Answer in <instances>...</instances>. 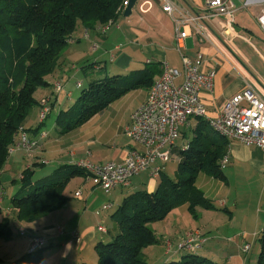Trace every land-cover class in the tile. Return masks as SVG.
<instances>
[{
  "label": "crops",
  "instance_id": "obj_1",
  "mask_svg": "<svg viewBox=\"0 0 264 264\" xmlns=\"http://www.w3.org/2000/svg\"><path fill=\"white\" fill-rule=\"evenodd\" d=\"M208 1L138 0L131 15L124 17L122 12L104 35L99 34L97 30L77 27L54 72L46 77L48 87L39 89L35 95L37 104L31 108L23 125L29 137L38 138L39 133L34 132L37 128H40L39 132L47 131L44 124L50 113L59 114L76 102H73V88L83 89L85 85L108 76L127 75L144 69L148 64H166L182 72V56L192 62L200 58L201 72H215L212 91L200 93L208 119L219 116L224 103L247 87H251L264 98V76L260 70V66L264 68V33L256 22L262 7L252 5L247 9L238 10L233 29L226 30L225 34L222 21H207L206 33H210L211 38L209 41H200L195 28L187 27L189 35L180 52L178 51L174 20L163 11V6L169 2L181 11L196 15L206 11ZM87 68L93 71L87 72ZM181 82L182 78L177 81ZM57 84L61 87L59 91L56 89ZM147 94L148 91L142 89L127 93L83 126L64 135L58 134L57 139L52 142H48L51 137L47 131V137L39 142L41 152L38 151V155L33 156L35 159L26 156L24 151L19 149L9 156L8 166L13 170L19 164L23 167L21 170L30 166L37 174V168L51 165L55 170L59 166L72 165L79 160L94 164L122 163L128 152L135 147L125 136V129L131 123L132 114L145 102ZM79 95L80 93L77 99ZM45 97L50 100L49 112L46 119L40 123L42 108L39 101ZM196 124V120L192 118L189 124L181 129V137L174 146L186 145L193 136L192 131ZM54 126L58 131L56 121ZM66 135L69 139L63 140ZM228 155V164L222 170L224 181L214 179L204 172L199 173L196 180L197 188L216 209L198 208V218L193 219L187 205H181L165 220L153 223L151 228L157 236L158 244L143 250L144 259L148 264H165L181 258L184 254H195L218 264H255L258 257L256 253L260 252V244L256 246V241L259 242L264 226V152L258 147L235 141L229 146ZM172 160L176 161L174 157ZM165 165L156 163V167H163V172ZM147 172L133 177L129 187L111 191V197L117 201L118 207L129 194L142 190L154 192L159 176L155 178L150 170ZM85 180L77 183L79 186L71 191L66 189L68 202L61 210L32 224L16 222L15 235L20 228L29 229L30 232L25 233L28 236L26 245L15 242L10 248L20 251L21 256L25 255L29 251L30 239L42 237L46 241V247L49 243L62 249L61 259L65 264L95 263V256L89 255L85 260L75 258L74 261L72 258L78 257L80 250L85 252L88 248L95 247L99 241L106 242L99 234V225L106 230V233L102 234L114 237L116 226L113 224L111 229L104 226L105 218L99 220L95 226L101 211H110L114 204L102 202L98 193L100 188L88 185L89 182ZM135 185L133 192L124 194L125 189ZM84 186L89 190L88 197L85 198L82 195ZM77 191H81L80 198L74 197ZM82 201L86 202L85 205L80 204ZM109 204L112 207L104 210L103 207ZM101 205H104L102 210H97ZM5 209L7 213H4V217L14 222L16 211L8 204ZM35 226L37 227L34 228ZM191 231H198L203 236L205 241L201 247L194 253L177 252L176 249L173 252V244H178ZM74 235L80 238V242L76 241ZM167 241L173 243L172 251L168 252L170 254H167L165 249ZM245 246L250 247L248 252H244ZM12 257L14 256H9V260L3 259V264L11 261Z\"/></svg>",
  "mask_w": 264,
  "mask_h": 264
},
{
  "label": "trees",
  "instance_id": "obj_2",
  "mask_svg": "<svg viewBox=\"0 0 264 264\" xmlns=\"http://www.w3.org/2000/svg\"><path fill=\"white\" fill-rule=\"evenodd\" d=\"M126 1L0 0V178L10 149L19 141L20 131L29 136L23 125L31 108L37 104L35 95L39 89L48 87L46 77L54 72L77 27L97 30L109 21L115 23ZM161 73V64H148L127 75L108 76L90 83L68 110L58 114L56 125L62 128L61 135L83 126L127 93L139 89L149 91ZM194 119L197 124L190 141L171 149V158L177 163L174 178H169L162 169L154 192L137 191L123 199L111 216L116 234L110 241H99L94 247L97 264H148L143 250L158 244L151 228L153 223L165 220L181 205H187L193 219L198 218V208L216 209L197 188L196 180L201 172L225 180L221 161L228 155L229 142L214 131L207 119ZM39 131L40 128L34 130ZM34 177L35 171L31 168L23 169L20 174L22 186L8 204L16 211L14 222L8 217L1 218L0 179V239L11 240L16 222L32 224L61 210L68 202L66 189L71 180L88 176L74 164H66L49 175ZM24 192L27 193L18 198ZM259 244L257 264H264V226ZM45 249L46 243L38 251L6 264H41ZM3 263L0 258V264ZM165 264L215 263L195 254H185Z\"/></svg>",
  "mask_w": 264,
  "mask_h": 264
},
{
  "label": "built area",
  "instance_id": "obj_3",
  "mask_svg": "<svg viewBox=\"0 0 264 264\" xmlns=\"http://www.w3.org/2000/svg\"><path fill=\"white\" fill-rule=\"evenodd\" d=\"M252 5L262 7L256 22L264 33V0H209L206 11L196 15L181 11L168 2L163 6V11L174 20L177 49L180 52L183 42L189 35L187 27L195 28L200 41H209L211 38L210 33H206L207 21H222L225 25V34L226 30L233 29L237 11ZM113 24L114 22L109 21L106 25L100 26L97 31L104 35ZM182 63V72L166 64L162 65V73L148 91L145 102L132 114L131 123L124 133L135 147L128 152L122 163L94 164L87 160L74 163L75 166L84 170L88 176L86 180L93 187L100 188L105 193L117 188H126L130 186L133 177L148 170L152 172V176L158 177L163 167H156V163L166 164L171 160V149L179 139L181 129L187 126L192 118L207 119L214 131L229 142V146L236 141L247 146L258 147L264 152L263 96L251 87H247L224 103L219 116L208 119L200 93L212 91L215 72H201L200 58L192 62L182 56ZM180 78L182 82L177 83ZM60 88V84H57V91ZM39 104L42 108L39 122L42 123L49 112L50 100L45 97L39 101ZM46 137V132H40L37 139H31L21 130L18 144L10 149V155L19 149L30 155L38 149L39 142ZM228 157L229 155H226L222 159V169L228 164ZM80 196L81 191L74 194L75 198ZM111 207L112 205L109 204L103 209L108 210ZM97 229L101 233H106L101 225ZM23 232L24 230L21 229L20 236H23ZM74 237L77 242H80L77 235ZM204 241L200 232L191 231L177 244L176 251L194 253ZM45 243L44 238L34 237L29 242V252L38 251L45 246ZM166 248L168 252L172 251L170 241L166 242ZM248 249L249 247L244 248V252Z\"/></svg>",
  "mask_w": 264,
  "mask_h": 264
},
{
  "label": "rangeland",
  "instance_id": "obj_4",
  "mask_svg": "<svg viewBox=\"0 0 264 264\" xmlns=\"http://www.w3.org/2000/svg\"><path fill=\"white\" fill-rule=\"evenodd\" d=\"M65 50H66V48L64 49V51ZM260 70H261V72H262V74L264 76V68L262 66H260ZM90 71H93V70L90 69V68H87V72H90ZM88 74H90V73H88ZM86 83H88L87 79H86ZM88 86H89V84L87 86L85 85V87L83 89L87 88ZM83 89L77 90V89L73 88V96H74L73 97V102L76 101L78 94L81 93V91ZM57 114H58V112L57 113H50V116L45 120L44 128H45V130H47L50 133V137H51V139L48 142H52V141H54V139H57L56 137L58 136V134H61V131H62V128L61 127L58 126V131H57L56 128H55V126H54L55 125V121H56L55 118H56ZM62 127L65 128L64 126H62ZM64 137H63V140L69 139L67 137V135L64 136ZM40 149H41V146L39 145L38 149L36 151H33L30 155H27L25 152L24 153H25L26 156L33 157V156L38 155L37 154L38 151L41 152ZM172 159L173 158H171V160L166 163V165H165L166 168L164 170V174H166L171 179L174 178V174H175V171H176V168H177L176 161L175 160H172ZM22 168H23L22 165L19 164V165H17V167L15 168V170H13V168L11 169V167L8 166V162H7V166H5L4 169H3V172H2L1 178H0L1 179V183H2V192H1L2 206L1 207H2V210H3V214L1 216V218L4 217V213H7V210L5 209V206L7 204H9L10 199L15 195V192L19 188H21V186H22V183H21V181L19 179L20 178V175L19 174H21V172H22L21 169ZM53 169H54V167L51 166V165L43 166V168H37L36 169L37 174H35L34 179H38V178L44 177L45 175H49L53 171ZM146 173H148V172L147 171H144L143 172V174H146ZM82 178L84 179V177H76V178H74L75 180L72 179L74 181L73 182H70L72 184H71V186L69 185L67 189H69V191L73 190V188L75 189V187L79 186V185H77V183H79V182L81 183V182H83L85 180V179L83 180ZM155 178H157V177H155ZM144 179H145V181L148 180L146 177ZM14 180H16V183L15 184L13 182ZM136 182H137V180H136ZM89 184H91V183H88V185ZM135 188H136V185L133 188H130L128 190L125 189L124 190V192H125L124 194H128V193L133 192V190ZM98 191H99L98 193H99V196H100V199H101L102 202H105V203L106 202L107 203L108 202L109 203L110 202H113L114 205H113V208L110 211H108L109 213L106 212L108 214H106L105 212H102L101 211L102 210V207L104 206V205H101L97 209V210H100L101 211V216L100 217H97L96 218V223H95V221H93L92 224L94 225V223H95V226H96V224H97V222L99 220H103L105 218L104 219L105 222L103 223V225L106 226L107 228L111 229L113 227V224L115 225V223L111 219V216L117 210V208H118V205L117 204L118 203H117V201L115 199H112V197H111V195H112L113 192H110L109 194H105L103 192V190H101V189H98ZM82 192H83V194H82L83 195V198L88 197L89 190H88V188L86 186H84V188H82ZM26 193L27 192L20 193L18 195V198L23 197ZM85 203H86L85 201L80 202L81 205H85ZM94 208H96V207H94ZM13 219H14V217H13ZM36 227L37 226H35L34 228H36ZM21 229H23V228H21ZM12 230H13V235L14 236L11 238V240L10 239L9 240L0 239V258L2 260L3 259H7L9 256H14V257H12L13 258L12 260L20 258L21 255H19V254H22V253H20V251L17 252L16 250L11 249L10 246L13 243H15V242H19V243H21V245H22V243L23 244L25 243V245H26V241H27V237H28L27 236V234H28L27 232H30L29 229L27 230V229L24 228L23 229L24 230V232H23L24 234L23 235H25V236L23 237V236H20L21 235L20 234V230H18V233L15 235V232H17L16 227L13 226L12 227ZM25 233H27V234H25ZM99 234L102 235V239L103 240H106L107 242L110 241V238H111L110 236L111 235H109V234H102V233H99ZM98 238H100V237H98ZM8 243H10V244H8ZM258 243L259 242L256 241V246L258 245ZM176 247H177V244H173V252L176 249ZM248 247L249 246H245V249L248 248ZM165 249H166V253L167 254H170V253H168L166 246H165ZM249 249H250V247H249ZM249 249L246 252H248ZM173 252H171V253H173ZM183 252L188 253L186 251H183ZM28 253H30V252L28 251ZM257 253H258V251H257ZM257 253H256V255L259 256L258 254L260 252L258 254ZM61 254H62V249L58 245H56V244L55 245H49V243H48L46 249L42 252L43 261H42L41 264H65V261L61 259ZM77 254H78V257H75L74 256L72 258V261H74L75 258H78V260H82V259L85 260L87 257H89V255L90 256L97 257V254L95 252L94 247L88 248L85 252H83L82 250H80V252H78ZM254 258H256V257H254ZM7 260H9V259H7ZM213 260H215V259H213ZM252 260H253V258H252ZM257 261H258V257L256 259V262ZM256 262H255V264H256ZM80 263L82 264V262H80ZM87 263H88V261H87ZM213 263L218 264V262H215V261H213ZM93 264H97V261L95 263H93Z\"/></svg>",
  "mask_w": 264,
  "mask_h": 264
},
{
  "label": "water",
  "instance_id": "obj_5",
  "mask_svg": "<svg viewBox=\"0 0 264 264\" xmlns=\"http://www.w3.org/2000/svg\"><path fill=\"white\" fill-rule=\"evenodd\" d=\"M138 0H127V4L123 11L124 17H129L132 13L133 8L136 6Z\"/></svg>",
  "mask_w": 264,
  "mask_h": 264
}]
</instances>
